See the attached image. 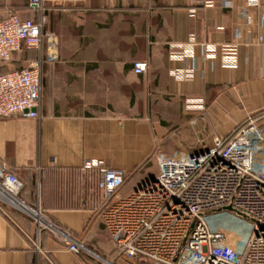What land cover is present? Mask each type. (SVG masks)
<instances>
[{
  "label": "crops",
  "instance_id": "1",
  "mask_svg": "<svg viewBox=\"0 0 264 264\" xmlns=\"http://www.w3.org/2000/svg\"><path fill=\"white\" fill-rule=\"evenodd\" d=\"M48 5L58 59L42 67L41 116L0 118V159L24 183L26 205H16L40 208L48 226L39 234L31 217L0 208V264H108L72 252L64 237L101 257L111 251L97 208L100 168L125 170L128 193L157 174V154L207 150L250 117L264 118V0ZM12 12L37 17L28 0H0V20ZM47 50L46 41L42 53L24 47L0 72ZM141 61L145 73L134 68Z\"/></svg>",
  "mask_w": 264,
  "mask_h": 264
},
{
  "label": "built area",
  "instance_id": "2",
  "mask_svg": "<svg viewBox=\"0 0 264 264\" xmlns=\"http://www.w3.org/2000/svg\"><path fill=\"white\" fill-rule=\"evenodd\" d=\"M49 0H28L36 19L10 13L0 20V67L24 47L47 55L29 66L0 72V118H39L42 67L58 59V37L46 29ZM139 73L146 62H135ZM157 174L123 193L128 174L123 169L100 168V218L110 235L113 252L147 264H264V118L253 116L232 138L219 136L213 147L174 156L157 154ZM85 169H93L87 163ZM23 181L0 159V208L20 209ZM228 207L231 210H226ZM231 211L251 225L242 246L209 216ZM38 233L42 224L37 223ZM68 249L83 244L64 233ZM37 251L44 254L39 238Z\"/></svg>",
  "mask_w": 264,
  "mask_h": 264
},
{
  "label": "rangeland",
  "instance_id": "3",
  "mask_svg": "<svg viewBox=\"0 0 264 264\" xmlns=\"http://www.w3.org/2000/svg\"><path fill=\"white\" fill-rule=\"evenodd\" d=\"M165 156H171V155H165ZM123 193H125V191H123ZM27 206L33 209L34 211H38L42 218L40 219L34 214L25 212L24 210L18 209L17 207L11 208L3 205V207L8 211H13V212L17 211L18 213L24 216L26 215L28 218L31 217L37 223H41L43 227H45V225L48 226V224L45 222L46 218L44 216V213L40 210V208L38 209L37 207H32L29 205ZM208 221L210 222V226L213 229L224 230V232L231 239V242L236 246H242L251 233V225L248 223V221L241 218H235L231 213V211H221L216 214L210 215ZM111 247H112L111 251H106L105 253L107 256L101 257L99 252H95V251L90 252L87 251V249L83 250V255L85 256V258H90V259L99 258L101 261H104V263L105 261L111 262L108 264H128L129 261L137 262L136 259H130L128 257L125 258L124 255L120 256V258L116 256L115 257L112 256V251H113L112 243H111ZM125 259H128V262ZM141 264H147V263L141 261Z\"/></svg>",
  "mask_w": 264,
  "mask_h": 264
},
{
  "label": "trees",
  "instance_id": "4",
  "mask_svg": "<svg viewBox=\"0 0 264 264\" xmlns=\"http://www.w3.org/2000/svg\"><path fill=\"white\" fill-rule=\"evenodd\" d=\"M245 123H246V122L239 124V125L235 128V130L227 136V140H229L230 138H232L233 135L235 134V132H236L237 130H239V129H240ZM126 180H127V179H126ZM22 191H23V190H22ZM20 196H21V195H20Z\"/></svg>",
  "mask_w": 264,
  "mask_h": 264
},
{
  "label": "bare ground",
  "instance_id": "5",
  "mask_svg": "<svg viewBox=\"0 0 264 264\" xmlns=\"http://www.w3.org/2000/svg\"><path fill=\"white\" fill-rule=\"evenodd\" d=\"M19 206H21V207H24L21 203L20 204H18ZM31 211V210H30ZM33 214H35L37 217H39L40 218V215H39V213L38 212H34L33 211Z\"/></svg>",
  "mask_w": 264,
  "mask_h": 264
},
{
  "label": "water",
  "instance_id": "6",
  "mask_svg": "<svg viewBox=\"0 0 264 264\" xmlns=\"http://www.w3.org/2000/svg\"><path fill=\"white\" fill-rule=\"evenodd\" d=\"M226 210H231V208H230V207H228Z\"/></svg>",
  "mask_w": 264,
  "mask_h": 264
}]
</instances>
